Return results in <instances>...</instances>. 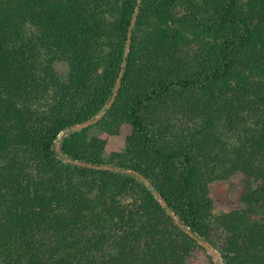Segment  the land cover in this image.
I'll use <instances>...</instances> for the list:
<instances>
[{"label": "trees", "instance_id": "16d2710c", "mask_svg": "<svg viewBox=\"0 0 264 264\" xmlns=\"http://www.w3.org/2000/svg\"><path fill=\"white\" fill-rule=\"evenodd\" d=\"M185 229L264 264V0H0V264H188Z\"/></svg>", "mask_w": 264, "mask_h": 264}, {"label": "rangeland", "instance_id": "374dc122", "mask_svg": "<svg viewBox=\"0 0 264 264\" xmlns=\"http://www.w3.org/2000/svg\"><path fill=\"white\" fill-rule=\"evenodd\" d=\"M107 149L112 151H122L124 149V140L121 136H110L107 142ZM211 187V196L213 199V213L220 214L227 211L228 202L237 196V190L230 187L226 181L212 182ZM206 255L210 256V261L212 264H220V258L214 260L209 251L206 250L205 254L199 255L195 258V261L188 264H207L209 259ZM221 257V255H220ZM222 259V258H221Z\"/></svg>", "mask_w": 264, "mask_h": 264}, {"label": "water", "instance_id": "95a60500", "mask_svg": "<svg viewBox=\"0 0 264 264\" xmlns=\"http://www.w3.org/2000/svg\"><path fill=\"white\" fill-rule=\"evenodd\" d=\"M137 12V11H136ZM134 20H135V16L131 22V24L129 25V28H128V32H127V38H126V51L128 49V46H129V43H130V40H131V27L134 23ZM126 56V53L124 54ZM122 69H123V63L121 65V69L119 71V74L116 78V81H115V87H114V90L108 100V103L106 104V107L105 109L96 117L94 118H90V119H87V120H84L82 122H79V123H76L74 125H72L68 130H66L64 132V136L69 134L70 132H74L76 130H79L81 128H84L94 122H96L106 111V109L112 104V102L114 101V98L117 94V90H118V87H119V83H120V76H121V73H122ZM60 142H61V139L60 141L56 144L55 148L56 150H59V147H60ZM82 164H85V163H82ZM144 180V183L146 184L147 187L151 188V184L149 183L148 180H146L145 178H143ZM155 193V192H154ZM156 194V193H155ZM158 198L160 199L161 203L163 206H166V203L164 200H162L160 198V196H158ZM178 224H180V222L178 220H176ZM191 236L195 237L197 239V241L199 242L200 245H202L207 251H209V253L212 255V258L214 260L220 258V261L219 263L220 264H224L223 263V260L221 259L220 257V253L208 242V241H205V240H202L200 239L199 237H197L196 235H194L192 232H190L188 229H185Z\"/></svg>", "mask_w": 264, "mask_h": 264}]
</instances>
